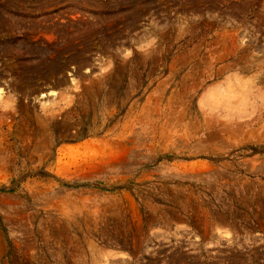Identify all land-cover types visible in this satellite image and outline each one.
<instances>
[{
    "label": "rangeland",
    "instance_id": "1",
    "mask_svg": "<svg viewBox=\"0 0 264 264\" xmlns=\"http://www.w3.org/2000/svg\"><path fill=\"white\" fill-rule=\"evenodd\" d=\"M0 264H264V0H0Z\"/></svg>",
    "mask_w": 264,
    "mask_h": 264
}]
</instances>
